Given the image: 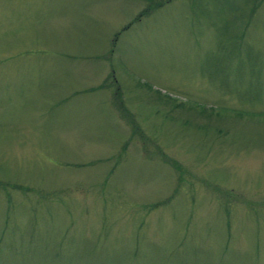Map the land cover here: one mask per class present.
Listing matches in <instances>:
<instances>
[{
    "label": "rangeland",
    "instance_id": "1",
    "mask_svg": "<svg viewBox=\"0 0 264 264\" xmlns=\"http://www.w3.org/2000/svg\"><path fill=\"white\" fill-rule=\"evenodd\" d=\"M0 264H264V0H0Z\"/></svg>",
    "mask_w": 264,
    "mask_h": 264
}]
</instances>
